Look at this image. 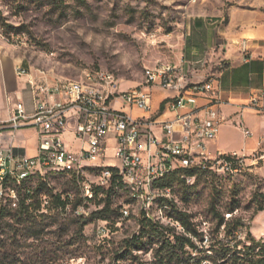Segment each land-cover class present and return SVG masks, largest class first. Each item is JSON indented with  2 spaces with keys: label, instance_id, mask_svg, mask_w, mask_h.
<instances>
[{
  "label": "rangeland",
  "instance_id": "rangeland-1",
  "mask_svg": "<svg viewBox=\"0 0 264 264\" xmlns=\"http://www.w3.org/2000/svg\"><path fill=\"white\" fill-rule=\"evenodd\" d=\"M229 7L255 11L264 22V0H0V121H8L4 83L18 66L52 79H79L87 72L103 70L112 73L123 89L137 86L146 68L183 64L193 22L226 20ZM255 19L251 18L252 23ZM15 80L22 86L26 77ZM115 104L123 106L120 100ZM259 130L264 135V122ZM232 138L238 146L244 142L238 130ZM68 143L75 153L78 142ZM113 144L110 140L102 154L109 163L100 166L118 167ZM245 163L234 172L210 169L188 176L180 171L170 179V186L148 200L149 217L140 210L132 189L117 186L107 218L98 214L107 191L98 182L99 164H84L79 170L64 167L76 170L70 172L45 167L29 182L47 193L42 198L43 215L34 226L40 232L31 227L22 236L16 221L1 220L0 264H214L211 246L220 240L241 241V248L250 231L264 242V236H256L264 232V211L256 210L259 200L264 203L259 196L264 195V160ZM255 167H260L259 172ZM55 194L62 199L69 194L63 209L53 204ZM213 204L223 224L211 211ZM124 205L128 216L121 212ZM183 215L188 227L181 221ZM232 219L241 224L226 237ZM176 236L190 241L184 240L179 258L167 254Z\"/></svg>",
  "mask_w": 264,
  "mask_h": 264
},
{
  "label": "built area",
  "instance_id": "built-area-1",
  "mask_svg": "<svg viewBox=\"0 0 264 264\" xmlns=\"http://www.w3.org/2000/svg\"><path fill=\"white\" fill-rule=\"evenodd\" d=\"M242 46L245 47L244 41ZM15 70L17 76L28 77L34 110L27 114L23 102L19 101L7 123L0 122V129L34 127L37 154L17 158L11 147H0V188L8 175H15L17 181L25 178L27 169L43 173L44 166L49 165H72L79 170L84 164H106L102 154L110 138L118 160V176L129 179L139 193L140 210L149 217L147 202L153 195L149 179L154 174L184 164L234 172L244 168L247 160H264V151L254 159L236 152L213 158L207 155L206 146L217 137L222 118L216 98L212 96L213 79L190 81L189 75L195 71L193 63H189L188 72L183 71L181 64L145 69L143 81L126 89L121 88L112 73L103 70L87 72L79 79L63 78L52 82L41 72H37L41 77L37 81L31 71L20 66ZM154 89L175 91L173 96L162 101V111L160 107L153 111ZM118 100L123 106L142 110L148 116H134L123 111L115 106ZM259 100L253 98L248 107L264 115ZM165 110L174 113V117L158 121L157 116ZM69 129L78 142L75 153L64 140ZM243 132L247 137L253 135L247 128H243ZM224 155L231 159H225ZM98 179L106 188L111 185L112 173L98 175ZM87 193L92 196L89 189ZM121 212L128 216L126 205Z\"/></svg>",
  "mask_w": 264,
  "mask_h": 264
},
{
  "label": "crops",
  "instance_id": "crops-1",
  "mask_svg": "<svg viewBox=\"0 0 264 264\" xmlns=\"http://www.w3.org/2000/svg\"><path fill=\"white\" fill-rule=\"evenodd\" d=\"M253 12L255 11L246 13L241 8L229 7L226 20L224 17L220 19L198 18L187 33V44L182 58L183 64H181L183 71L188 72L189 63H193L195 71L189 75L190 81L213 79L212 96L216 98V107L222 118L217 137L206 146V153L210 158L218 154L233 152L250 155L259 149L264 151V135L259 130V126L264 122V115L257 114L248 107L253 98H259L258 105L264 109V22L258 20ZM252 17L256 18L254 24L251 21ZM243 41L245 47L242 46ZM198 61L204 63H197ZM32 73L37 81L41 79L37 72ZM15 77H19L16 70H14V75L9 76L4 83L7 93L8 120L15 112L19 101L23 102L27 114H32L34 110L32 91L27 83L28 77L20 76L26 77L22 86L17 84ZM53 80L54 78L48 79L49 82ZM156 92L160 95L156 96ZM174 94L173 90L154 89L153 111L160 107L164 99ZM200 103L202 104L203 100H200ZM118 108L134 116H148V113L136 108L127 106ZM157 117L158 121H166L172 119L174 113L165 110ZM239 123L241 125H238ZM71 127L72 123L70 129ZM243 128L252 131L253 135L245 136ZM70 129L64 134L67 145L71 139H74ZM234 130L240 131L244 137L241 146H238L232 138ZM212 146L215 147L213 150H211ZM0 147H11L17 158L35 156L37 154V134L34 127L24 126L20 129L6 127L0 131ZM100 165L103 164L98 166ZM255 168L259 172L260 167ZM256 236H264V232L260 231Z\"/></svg>",
  "mask_w": 264,
  "mask_h": 264
},
{
  "label": "trees",
  "instance_id": "trees-1",
  "mask_svg": "<svg viewBox=\"0 0 264 264\" xmlns=\"http://www.w3.org/2000/svg\"><path fill=\"white\" fill-rule=\"evenodd\" d=\"M163 106L164 103L162 102L160 105L161 110L163 109ZM224 158L227 160L231 159L229 155H224ZM108 168L112 173V182L106 191L105 206L103 207V209L98 211V214L101 216V218H107L108 214L111 212V195L115 190V187L118 186L119 188H123L128 191V189L124 187L122 179L120 178V176H118V168ZM100 169L101 167H99V170ZM209 170L210 169L207 166L204 168L192 167L189 169H176L165 174L162 178L157 180L153 186L159 190L170 186V179H172V177H174L180 171L185 172V174L188 176H194L205 174ZM57 171L70 172L76 170L64 168L57 169ZM33 174L37 173L32 172L20 181H17L15 178H11L10 176H8V178L3 181L0 188V221H16L22 228L20 230L22 236H25V231L30 229L31 227L40 232V229H37L34 226L39 225L36 219L37 217L43 215V213H40V211L42 210V198L47 194L44 193V190L42 188L33 187L32 184L29 183L30 178ZM11 192H13V195H15V200L11 199ZM259 194L260 197L264 198V195L262 193ZM52 198H54L52 201L53 204L62 209L66 206L67 203H69V194L65 199H62L61 194H55L52 196ZM131 198L132 200H134L133 197ZM77 205L78 203L75 204V206ZM256 210L258 212L264 211V203L262 202V200L258 201ZM211 211L218 218H220V224H223L224 218L221 216V213H219L216 205L213 204L211 206ZM231 211H233V209H231ZM185 217H187V215H183L181 221L185 226L188 227L187 219ZM232 221V227L226 231V237L233 235L241 224L239 219H232ZM34 236L35 238H37L39 235L38 233H36ZM184 240H186V242H190L187 237L176 236V242L174 243V245H171L172 250L170 252L168 251L167 254L170 256L175 255L177 258H179L178 251L183 249L185 243ZM246 240L247 242H245L241 248H239V244L241 243V241H236L231 244V242L229 241L225 242V240H220L218 241L217 246H211L212 252L215 255L214 257H212L214 264H264V242L257 240L250 231H248L246 234ZM6 262H9L8 257L6 258ZM178 262H180V260H178Z\"/></svg>",
  "mask_w": 264,
  "mask_h": 264
},
{
  "label": "bare ground",
  "instance_id": "bare-ground-1",
  "mask_svg": "<svg viewBox=\"0 0 264 264\" xmlns=\"http://www.w3.org/2000/svg\"><path fill=\"white\" fill-rule=\"evenodd\" d=\"M146 70H155V67H149V68H146ZM66 166H69V165H49V166H44L45 167H48V168H52V169H63L64 167ZM98 167H101L100 169V174L99 175H103L105 173H111V170H109L108 167H103V166H98ZM192 167H195L194 165H191V164H184V165H179L175 168H170V170H164L163 173H159V174H154L153 177H151L149 179V189L152 190V194L154 195V193H156V191H158L159 189L155 188L153 185L154 183L159 180L160 178H162L165 174L169 173L170 171H173V170H176V169H189V168H192ZM196 167H206V166H196ZM118 168V167H117ZM215 170H219V169H215ZM221 170H225V169H221ZM226 171V170H225ZM34 172V169H27L26 170V176L29 175L30 173ZM10 176L11 178H15L16 179V176L15 175H8ZM122 179V182L124 184V187L125 188H130L132 189V195L134 197H139V193L137 190H135V187L132 186V183L129 182V179L127 178H121ZM109 187V186H108ZM107 187V188H108ZM129 191V190H128ZM153 195L150 196V199H153ZM137 200V199H136ZM155 200V199H154ZM148 205V204H147ZM151 208V207H150ZM126 213H128V210H126ZM148 213V212H147Z\"/></svg>",
  "mask_w": 264,
  "mask_h": 264
}]
</instances>
